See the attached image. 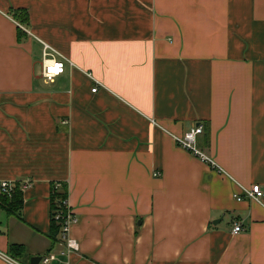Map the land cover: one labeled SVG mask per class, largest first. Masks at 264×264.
<instances>
[{
  "label": "crops",
  "instance_id": "crops-1",
  "mask_svg": "<svg viewBox=\"0 0 264 264\" xmlns=\"http://www.w3.org/2000/svg\"><path fill=\"white\" fill-rule=\"evenodd\" d=\"M198 126L217 167L175 141ZM1 181L20 264H264V197H234L264 190V0H0ZM59 182L77 250L51 236Z\"/></svg>",
  "mask_w": 264,
  "mask_h": 264
},
{
  "label": "built area",
  "instance_id": "built-area-1",
  "mask_svg": "<svg viewBox=\"0 0 264 264\" xmlns=\"http://www.w3.org/2000/svg\"><path fill=\"white\" fill-rule=\"evenodd\" d=\"M61 57L56 50H54L50 45L44 43L43 45V57H42V66H43V78L46 82H53L58 76L63 73L64 70V62L58 60ZM72 65V63H70ZM97 85L101 86L102 84L97 81ZM98 91V87L96 86L92 92L96 93ZM66 123V122H65ZM203 127L198 126L187 132L183 137H176V143L186 151L190 152L194 156L198 157L202 162L212 165L213 167H217L215 160L211 157L203 154L200 149L197 147V136L202 134ZM156 177L160 176V173H155ZM32 182L26 180L23 182V189L31 186ZM16 189L15 182L9 181H1L0 182V194L11 198ZM243 196L241 194H235L234 197L236 200L241 201L243 199H249L256 202H261L264 197V190L260 185H253L250 188L242 187ZM67 203V209L65 212L58 213L55 215V219L61 222V231L60 237L61 241L65 242L66 246L70 250H77L78 244L77 242L70 236L71 227L77 223L78 219L76 214L74 213L72 207ZM244 231V228L240 223L235 224L233 232L234 234H239ZM0 257L8 262L9 264H20L16 260L11 257L1 254ZM54 256H50L47 259H44V263H48L52 260Z\"/></svg>",
  "mask_w": 264,
  "mask_h": 264
},
{
  "label": "trees",
  "instance_id": "trees-1",
  "mask_svg": "<svg viewBox=\"0 0 264 264\" xmlns=\"http://www.w3.org/2000/svg\"><path fill=\"white\" fill-rule=\"evenodd\" d=\"M22 15H25L24 13ZM25 20V18L23 19ZM2 206L8 211L9 214L18 212L24 203L23 193L19 186L16 184V189L11 198L0 194ZM69 201V187L66 183L53 184L51 193V220H52V238L60 235L61 222L55 219V215L65 212L67 209V203ZM23 253V247L18 245H11L9 249V255L13 258H18Z\"/></svg>",
  "mask_w": 264,
  "mask_h": 264
},
{
  "label": "water",
  "instance_id": "water-1",
  "mask_svg": "<svg viewBox=\"0 0 264 264\" xmlns=\"http://www.w3.org/2000/svg\"><path fill=\"white\" fill-rule=\"evenodd\" d=\"M220 222V220H217L216 222H214V224H218ZM42 261V257L38 256V257H33L31 259L30 264H40V262Z\"/></svg>",
  "mask_w": 264,
  "mask_h": 264
},
{
  "label": "bare ground",
  "instance_id": "bare-ground-1",
  "mask_svg": "<svg viewBox=\"0 0 264 264\" xmlns=\"http://www.w3.org/2000/svg\"><path fill=\"white\" fill-rule=\"evenodd\" d=\"M42 260H43V258H42ZM42 262V261H41Z\"/></svg>",
  "mask_w": 264,
  "mask_h": 264
},
{
  "label": "rangeland",
  "instance_id": "rangeland-1",
  "mask_svg": "<svg viewBox=\"0 0 264 264\" xmlns=\"http://www.w3.org/2000/svg\"><path fill=\"white\" fill-rule=\"evenodd\" d=\"M7 197V196H6Z\"/></svg>",
  "mask_w": 264,
  "mask_h": 264
}]
</instances>
